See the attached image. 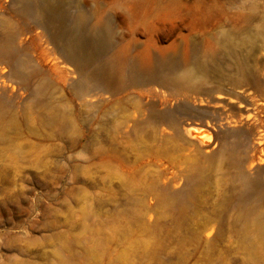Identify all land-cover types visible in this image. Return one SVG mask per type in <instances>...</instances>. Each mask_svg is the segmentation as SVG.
Returning <instances> with one entry per match:
<instances>
[{"label":"rangeland","instance_id":"obj_1","mask_svg":"<svg viewBox=\"0 0 264 264\" xmlns=\"http://www.w3.org/2000/svg\"><path fill=\"white\" fill-rule=\"evenodd\" d=\"M30 1L99 8L113 30L93 50L80 36L81 69L61 51L68 20L39 29L0 0V41L25 63L22 78L0 58V264H264L237 170L214 157L254 147L264 215V0ZM114 55L120 76L97 84ZM132 62L159 78L131 81Z\"/></svg>","mask_w":264,"mask_h":264},{"label":"bare ground","instance_id":"obj_2","mask_svg":"<svg viewBox=\"0 0 264 264\" xmlns=\"http://www.w3.org/2000/svg\"><path fill=\"white\" fill-rule=\"evenodd\" d=\"M24 5L21 8V13L33 20L34 26L36 28H41L43 30L48 29V22H57L59 25L65 24V20L69 21V25H65L66 31L59 37V39H63L67 36L72 39H67L62 46V53L65 55L66 59L79 68L84 69L88 65V57H84L78 54V49L80 47L79 38L80 36L86 37V44L90 50L96 49L98 43L103 40L104 37L108 38L112 33V26L108 20H106L102 12L99 8L91 10V16H87L82 11L77 12L75 15H71L68 11L60 12L61 5L58 4H48L47 1L42 4L34 5L30 0H20ZM144 12V11H143ZM136 15L135 12L132 13ZM64 31V28L62 29ZM65 35V36H64ZM97 42V43H96ZM8 56H12V60L9 63V59L6 58ZM0 58L7 59L8 67H13L14 72H18L22 78V71H24L25 63L19 60V54L16 51L9 47L8 40L2 39L0 41ZM169 62H175V59H170ZM101 66L96 65L93 69V76L97 81V84H101L102 77L110 78L112 76H120V73L123 69V63L121 58L118 55H114L110 57L106 63L101 64ZM108 66V67H106ZM3 67L1 70H5ZM128 67L130 68L129 79L133 82H142L143 80H156L157 77L155 74H152V68L149 64H143L142 67L146 69L150 75L147 78H143L141 76L133 74V70L137 67L135 63H129ZM107 68V69H106ZM1 75V74H0ZM2 76V75H1ZM193 77L191 72L185 73L182 77L178 79L179 82L187 83ZM85 78V77H84ZM87 80V78H85ZM85 79L81 78L79 84L84 86ZM162 82H166V79H160ZM3 82V81H2ZM99 82V83H98ZM202 103V101H201ZM218 103V102H217ZM198 104V103H197ZM203 105V103L201 104ZM214 107V106H213ZM249 108V107H248ZM250 109V108H249ZM248 111V110H247ZM254 113V112H253ZM256 114H249L246 121L251 118H256ZM244 119V120H245ZM233 120V119H232ZM172 125H174L175 130H179L182 126V123H176L174 119L170 121ZM232 122V121H231ZM237 123V121H234ZM241 123V122H240ZM189 124V122H188ZM187 124V125H188ZM230 124V123H229ZM233 125V124H232ZM237 125V124H236ZM235 125V126H236ZM184 127V126H183ZM183 129V128H182ZM252 129L249 128V132ZM259 131V130H258ZM256 132V131H255ZM1 134V131H0ZM258 136L259 144H263L264 142V133H260ZM241 142L235 140L231 144H226L227 152L221 151L219 154L214 156L219 163H227L232 166L235 170H237L238 177L241 183V189L237 194L238 197V206L240 209L239 218L244 221V224L249 228H253L258 233L257 239L264 244V215L262 211L258 208V204L260 202V197L256 196L253 190L254 182L251 180L250 175L244 170L248 165L249 167L246 169L250 173L254 169V165L251 164L252 159H250V153H254V147L250 148L249 145H243V152H238ZM264 151V149H263ZM252 158V157H251ZM247 165V166H246ZM253 204V205H250ZM257 208V209H256Z\"/></svg>","mask_w":264,"mask_h":264}]
</instances>
